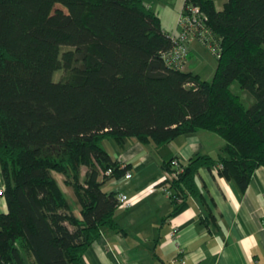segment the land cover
<instances>
[{
  "label": "trees",
  "instance_id": "16d2710c",
  "mask_svg": "<svg viewBox=\"0 0 264 264\" xmlns=\"http://www.w3.org/2000/svg\"><path fill=\"white\" fill-rule=\"evenodd\" d=\"M187 5L199 6L219 42L210 79L167 63L162 53L176 32L163 29L146 0H0V264H80L103 230L118 229L117 192L103 184L130 163L121 165L105 139L160 146L198 129L220 135L216 156L178 159V197L200 193L201 166L241 191L264 166V0ZM56 173L72 187L79 215Z\"/></svg>",
  "mask_w": 264,
  "mask_h": 264
},
{
  "label": "crops",
  "instance_id": "0c3cea01",
  "mask_svg": "<svg viewBox=\"0 0 264 264\" xmlns=\"http://www.w3.org/2000/svg\"><path fill=\"white\" fill-rule=\"evenodd\" d=\"M224 1L220 6L214 0L216 8ZM146 2L162 22L164 8H154L155 0ZM183 2L172 4L179 11ZM191 43L185 69L200 75V67L192 66L196 52ZM223 144L220 135L207 129L179 134L160 146L134 138L122 145L105 139L103 145L121 165L130 163L131 176L108 178L103 188L126 193L132 204L116 208L118 229L103 230L80 264H264L263 165L254 169L244 191L215 168L201 166L196 174L200 193L181 195L176 206L160 187L163 161L174 157L185 163L195 153L216 156ZM69 203L79 215L76 197ZM6 209L0 195V212Z\"/></svg>",
  "mask_w": 264,
  "mask_h": 264
},
{
  "label": "built area",
  "instance_id": "2783aa9c",
  "mask_svg": "<svg viewBox=\"0 0 264 264\" xmlns=\"http://www.w3.org/2000/svg\"><path fill=\"white\" fill-rule=\"evenodd\" d=\"M206 15L197 5H187L180 12L177 19V31L174 35V45L167 51H163L162 55L167 60V63L179 68H184L187 61L189 51V42L192 39L208 44V47L214 54L219 52V42L212 34L210 28L205 23ZM171 163L174 166L173 170L164 171V178L160 183L162 191L171 197H175L176 190L172 187V180L177 177L178 173L182 170L183 165L177 158H173ZM111 168H108L105 173L109 174ZM131 172L127 169L123 173L124 178H129ZM4 186H0V195L3 194ZM181 196H177L179 200ZM117 199L119 207H126L132 204L130 197L124 192H117Z\"/></svg>",
  "mask_w": 264,
  "mask_h": 264
},
{
  "label": "rangeland",
  "instance_id": "374dc122",
  "mask_svg": "<svg viewBox=\"0 0 264 264\" xmlns=\"http://www.w3.org/2000/svg\"><path fill=\"white\" fill-rule=\"evenodd\" d=\"M176 0H155L153 7L154 8H158L159 10H161L162 8H164V15L162 18V27L163 28H168V32L170 34H173L177 31V19L178 16L181 12V9L178 11L174 5L172 4L173 2H175ZM221 2L222 0H216V3L218 5L221 6ZM156 4V5H155ZM183 7V6H182ZM175 29V30H174ZM192 41V45L193 43L195 44V46H193L195 52H196V57L193 58L192 61V66L195 64L197 65L198 68L197 70H199L198 72H200V75L203 78H210L213 74V72L215 71V67H216V56L213 53V51L203 42L199 41L198 39H192L190 40V42ZM189 42V43H190ZM190 45V44H189ZM185 68V66H183ZM60 70H55L53 72V78L57 79L60 76ZM231 88L237 92L240 93L243 101L245 102L246 105L251 104V102L253 101V97L246 92L245 89H242L237 80H234L231 84ZM110 141H112V139L110 138ZM86 167L83 166L81 167V171L84 173ZM63 175H58L57 174V178L61 183V188L63 190V192L65 193L67 199L69 202H72V200L74 199L75 195L74 192L72 190V187L70 185H67L63 182Z\"/></svg>",
  "mask_w": 264,
  "mask_h": 264
}]
</instances>
